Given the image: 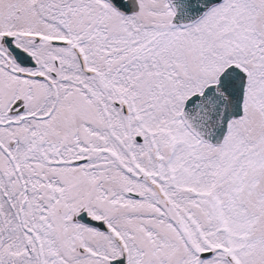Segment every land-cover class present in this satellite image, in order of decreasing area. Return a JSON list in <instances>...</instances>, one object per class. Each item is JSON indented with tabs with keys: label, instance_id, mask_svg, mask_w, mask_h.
I'll return each mask as SVG.
<instances>
[{
	"label": "snow or ice",
	"instance_id": "1",
	"mask_svg": "<svg viewBox=\"0 0 264 264\" xmlns=\"http://www.w3.org/2000/svg\"><path fill=\"white\" fill-rule=\"evenodd\" d=\"M0 264H264V0H0Z\"/></svg>",
	"mask_w": 264,
	"mask_h": 264
}]
</instances>
